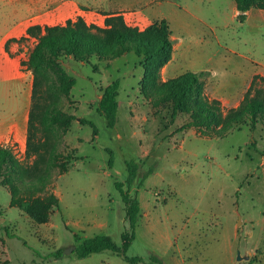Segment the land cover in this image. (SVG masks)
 <instances>
[{
	"label": "rangeland",
	"instance_id": "rangeland-1",
	"mask_svg": "<svg viewBox=\"0 0 264 264\" xmlns=\"http://www.w3.org/2000/svg\"><path fill=\"white\" fill-rule=\"evenodd\" d=\"M32 3L37 8L28 23L82 15L103 25L105 11L121 12L140 27L166 18L175 42L159 83L187 70H206V93L220 98L225 109L240 102L254 74L264 75V9L251 8L240 21L235 0ZM23 8L24 0H0V48ZM19 34L16 29L7 38H17L18 45L10 40L0 54V61L8 60L16 70L17 54L27 59L35 42ZM62 65L76 83L57 100L75 119L48 133L49 167L46 162L31 166L26 141L5 143L31 168L17 181L16 203L10 186L0 182V264H131L111 250L86 257L76 253L79 240L97 234L122 244L129 221L117 181L139 200L127 250L144 258L135 264H264V126L251 131L246 124L223 136L194 126L182 129L187 113L173 118L169 104L155 105L142 92L144 68L133 51L113 59L93 56L89 63L70 56ZM115 79H120L119 109L111 127L98 105L103 87ZM8 105L0 91V108ZM133 160L138 170L129 183ZM65 163L66 168L60 165ZM42 174L49 175L47 184L30 187Z\"/></svg>",
	"mask_w": 264,
	"mask_h": 264
},
{
	"label": "trees",
	"instance_id": "trees-1",
	"mask_svg": "<svg viewBox=\"0 0 264 264\" xmlns=\"http://www.w3.org/2000/svg\"><path fill=\"white\" fill-rule=\"evenodd\" d=\"M235 5L237 18L244 21L251 8L264 9V0H235ZM102 15L103 25L88 22L84 16L78 15L64 23H35L27 28L28 35L36 39L28 58L22 60L33 75L26 141V157H33L31 166L46 162L49 167L51 159L45 158L49 152L48 133L56 125H69L75 119L74 115L62 112L57 100L60 94L67 93L76 83V78L69 75L62 65V60L70 56L89 63L93 56L113 59L129 51L135 52L144 68L142 92L152 96L155 105L169 104L173 118L179 113H187L189 119L181 126L182 129L194 126L203 133L223 136L234 128L242 129L246 124H249L251 131L259 125L264 126V75L254 74L240 102L225 109L220 98L210 97L206 93V78L209 75L206 70H187L159 83L161 68L172 59L174 51L172 30L166 18L140 27L129 23L121 12L105 11ZM10 40L18 39H8L7 45ZM119 89L120 79H115L103 87L99 100L98 108L105 114L111 127L118 121ZM81 122L94 126L87 119H81ZM60 165L67 166L66 163ZM31 166L22 163L10 147L0 145V182L10 186L14 203L17 202V181L28 173ZM128 166L130 183L137 174L138 162L130 161ZM48 177V174H42L37 182H31L29 186L39 188V184H47ZM116 186L125 202L129 221V230L122 234V244L115 242L111 235L97 234L79 240L76 253L79 257H86L111 250L135 264L144 258L128 255L127 250L135 237L140 215L139 200L124 188L123 182L117 181ZM61 254L59 250L57 255ZM151 259L161 261L157 255H152Z\"/></svg>",
	"mask_w": 264,
	"mask_h": 264
},
{
	"label": "crops",
	"instance_id": "crops-1",
	"mask_svg": "<svg viewBox=\"0 0 264 264\" xmlns=\"http://www.w3.org/2000/svg\"><path fill=\"white\" fill-rule=\"evenodd\" d=\"M32 8L33 10L36 9V4L32 3V0H24V8L22 10L20 9L18 12L19 20L17 21V25L11 26L2 36L1 41L3 47L0 48V54L1 51L3 54L6 53V40L16 29L20 30L19 35H22L21 37L24 36L26 39L34 38V41H36L35 37L29 36L27 33L28 26L35 24L27 22V17L31 14ZM39 24L45 25L55 23L48 22ZM18 42L19 41L17 40V45ZM0 74V91L7 99H9V105L4 109L0 108V145H5V143H8L11 138L19 140L20 142L27 141L32 86L30 78L33 77L32 72L26 67V65L22 64V60L19 59V55L17 54V70L15 64L5 59L0 61ZM12 79L13 83L11 81Z\"/></svg>",
	"mask_w": 264,
	"mask_h": 264
},
{
	"label": "water",
	"instance_id": "water-1",
	"mask_svg": "<svg viewBox=\"0 0 264 264\" xmlns=\"http://www.w3.org/2000/svg\"><path fill=\"white\" fill-rule=\"evenodd\" d=\"M173 42H175V40L173 39ZM73 248H75V246L73 247ZM73 248L72 249H69V250H67V252H69V251H72L73 250ZM238 258H242V256L241 255H239V257Z\"/></svg>",
	"mask_w": 264,
	"mask_h": 264
}]
</instances>
